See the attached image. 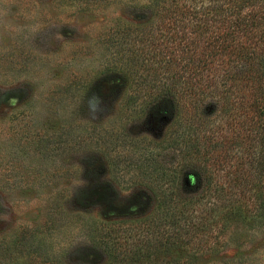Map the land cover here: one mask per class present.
<instances>
[{"label": "rangeland", "instance_id": "1", "mask_svg": "<svg viewBox=\"0 0 264 264\" xmlns=\"http://www.w3.org/2000/svg\"><path fill=\"white\" fill-rule=\"evenodd\" d=\"M82 2L0 0V250L13 247L6 264L61 260L67 250L73 261L100 231L134 223L102 218L105 204L95 195L102 187L114 212L133 208L145 219L154 216L138 160L147 153L148 162H182L180 148L172 146L179 124L150 128L138 112L143 104L127 100L130 81L134 87L142 70L130 74L137 66L125 65L127 39L116 42L115 25L127 21L122 2H96L87 10L79 9ZM113 66L120 76L126 73L129 87L102 98L84 96V84ZM218 108L208 101L197 111L201 118L192 119L201 147L193 158L207 164L212 198L213 188L229 177L230 163L245 153L237 144L243 131L231 129L233 120ZM81 190L92 193L95 203L78 207ZM214 249L199 259L264 264V222L220 226Z\"/></svg>", "mask_w": 264, "mask_h": 264}, {"label": "trees", "instance_id": "2", "mask_svg": "<svg viewBox=\"0 0 264 264\" xmlns=\"http://www.w3.org/2000/svg\"><path fill=\"white\" fill-rule=\"evenodd\" d=\"M82 1L83 10L96 2H122L127 21L115 25L116 42L127 39L125 65L137 66L130 74L142 70L134 87L130 81L127 100L143 104L138 112L150 128L173 120L179 124L172 146L180 148L182 162H148L147 153L138 160L142 182H148L152 193L154 216L145 219V213L133 208L114 212L102 187L95 194L105 204L102 218L125 217L134 223L100 231L92 244L73 254V261L67 250L61 260L40 257L20 264H241L235 258L206 263L199 255L214 253L220 226L233 220L264 222V0ZM116 68L84 84V96L102 98L129 87L126 73L120 76ZM208 101L233 120L231 129L237 125L243 131L237 144L245 151L242 161L230 163L229 177L213 188V198L207 164L193 158L201 147L192 119L201 118L197 111ZM94 197L81 190L76 204L86 208ZM11 246L0 250V264L10 261ZM18 246L15 242L14 248Z\"/></svg>", "mask_w": 264, "mask_h": 264}]
</instances>
